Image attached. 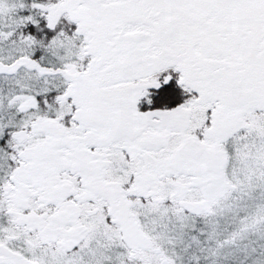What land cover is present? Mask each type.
Masks as SVG:
<instances>
[{
	"label": "snow or ice",
	"instance_id": "1",
	"mask_svg": "<svg viewBox=\"0 0 264 264\" xmlns=\"http://www.w3.org/2000/svg\"><path fill=\"white\" fill-rule=\"evenodd\" d=\"M0 264H264V0H0Z\"/></svg>",
	"mask_w": 264,
	"mask_h": 264
}]
</instances>
